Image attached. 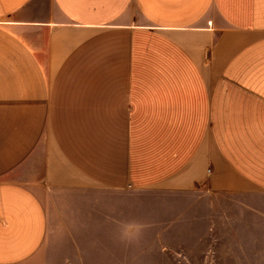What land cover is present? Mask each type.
Segmentation results:
<instances>
[{"label": "crops", "instance_id": "0c3cea01", "mask_svg": "<svg viewBox=\"0 0 264 264\" xmlns=\"http://www.w3.org/2000/svg\"><path fill=\"white\" fill-rule=\"evenodd\" d=\"M223 197L264 237V0H0V264Z\"/></svg>", "mask_w": 264, "mask_h": 264}, {"label": "rangeland", "instance_id": "374dc122", "mask_svg": "<svg viewBox=\"0 0 264 264\" xmlns=\"http://www.w3.org/2000/svg\"><path fill=\"white\" fill-rule=\"evenodd\" d=\"M143 216L142 229L128 230L122 264H264L263 216L231 198L213 199L207 213L177 206L174 213L156 214L145 206Z\"/></svg>", "mask_w": 264, "mask_h": 264}]
</instances>
